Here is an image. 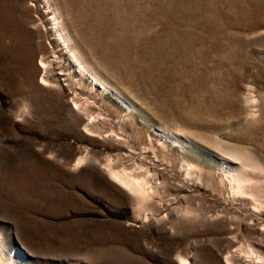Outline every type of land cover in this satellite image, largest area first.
Instances as JSON below:
<instances>
[{"label": "rangeland", "instance_id": "374dc122", "mask_svg": "<svg viewBox=\"0 0 264 264\" xmlns=\"http://www.w3.org/2000/svg\"><path fill=\"white\" fill-rule=\"evenodd\" d=\"M0 243V264H264V0H0Z\"/></svg>", "mask_w": 264, "mask_h": 264}, {"label": "bare ground", "instance_id": "6f19581e", "mask_svg": "<svg viewBox=\"0 0 264 264\" xmlns=\"http://www.w3.org/2000/svg\"><path fill=\"white\" fill-rule=\"evenodd\" d=\"M61 17V16H60ZM56 19V18H55ZM60 19V18H59ZM62 21V20H61ZM55 23V22H54ZM61 23V22H59ZM56 26V25H55ZM61 27V25H60ZM63 27V26H62ZM59 32V31H58ZM64 36V35H63ZM68 36V35H67ZM69 37V36H68ZM69 39V38H68ZM66 43V42H65ZM66 45V44H65ZM64 45V46H65ZM74 50V49H72ZM71 56L75 59L76 58V61L78 63V67L80 69V71H87L89 72L93 78V80L95 82H97L98 84H100V87L103 91L109 89L111 91L114 92V94L118 97L121 98V100H123L124 102H126L127 104V101L125 100V98L121 97V95L117 92H115L112 87L107 83V81L102 77V78H99L97 75L98 73L93 70L89 64H87L84 59L82 58L83 56H80V55H74V54H71ZM43 63V62H42ZM43 65V64H42ZM45 65V64H44ZM43 65V66H44ZM85 102V101H84ZM130 105V104H129ZM226 159V158H225ZM110 174L111 176L117 180L120 184L124 185L126 188H128L130 191H132L133 193H135V195L138 197L139 200H143L145 199L146 197L148 198L150 191H148L147 189V185L145 183V180L143 177L139 178V177H135L133 176L131 173L125 171L124 169L123 170H115L113 168H110ZM227 176L231 182V184L233 186L236 187L237 191L238 192H243V188L242 186H244V182L248 179V177L246 176V174L243 172V171H233V170H228L227 171ZM236 183V184H235ZM149 188V187H148ZM151 188V187H150ZM151 190V189H150ZM154 190V189H153ZM158 192V191H157ZM157 194V193H156ZM151 197V196H150ZM242 250V249H241ZM5 248L4 246L0 243V253L1 254H5ZM8 258V260H12L13 259V255H6ZM183 259V258H182ZM9 261V262H10ZM186 261V260H185ZM188 261V260H187Z\"/></svg>", "mask_w": 264, "mask_h": 264}]
</instances>
